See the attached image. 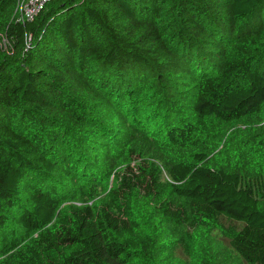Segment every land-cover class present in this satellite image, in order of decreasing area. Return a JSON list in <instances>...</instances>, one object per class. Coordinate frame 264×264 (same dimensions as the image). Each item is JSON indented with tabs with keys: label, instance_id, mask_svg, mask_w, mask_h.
Masks as SVG:
<instances>
[{
	"label": "trees",
	"instance_id": "1",
	"mask_svg": "<svg viewBox=\"0 0 264 264\" xmlns=\"http://www.w3.org/2000/svg\"><path fill=\"white\" fill-rule=\"evenodd\" d=\"M19 1L0 0V264H174L143 210L168 228L223 233L199 264H264V182L202 152L191 162L148 149L107 192L97 182L114 164L97 146L117 140L148 91L169 108L188 102L193 122L167 114L157 129L178 149L264 113V0H46L30 21ZM75 179L90 183L88 199L60 208L76 197L60 181Z\"/></svg>",
	"mask_w": 264,
	"mask_h": 264
},
{
	"label": "rangeland",
	"instance_id": "2",
	"mask_svg": "<svg viewBox=\"0 0 264 264\" xmlns=\"http://www.w3.org/2000/svg\"><path fill=\"white\" fill-rule=\"evenodd\" d=\"M8 54V44L4 39H0V57L1 53ZM179 81L183 83L185 89L188 85L189 78L180 76ZM183 90V89H182ZM147 95H141L135 102L134 115L127 116L129 126L117 125L118 130L122 132H112V136L116 141L104 142L106 145H98L100 153L97 157L106 156L105 151L108 150L109 156L114 161L113 166L106 165L100 179L97 181L100 185V190L105 193L114 184V173L126 166V164L134 165L138 163L140 157L136 156L138 150L148 149V153L154 152L165 160L172 159L175 156L184 160L193 162L195 154L202 152L207 155L206 162L227 170L240 172L244 178L252 181L256 185L264 182V113L254 118L252 121H241L233 124L224 125L216 130H212L208 135H201L203 139L202 148L194 151L192 148L178 149L170 145L165 140V128L158 129V126L163 123L167 114L179 116L183 122H193L189 113L188 102L183 101L182 104L176 103L177 107L167 106L165 101L159 102L155 99L157 93L148 91ZM167 99V96H166ZM112 109L114 121L122 120L117 116ZM134 136V140L130 138ZM115 144V145H114ZM116 145H120V150H116ZM207 147V149L205 148ZM131 147L134 152L130 154ZM81 157L87 156L90 153L88 148H79ZM77 152V151H76ZM131 156H133L131 158ZM91 159H95L90 155ZM105 161L100 164L104 165ZM115 168V169H114ZM63 183L62 189L68 186L74 187L76 197H68L62 203L60 208H65L69 205H81L88 199L89 182L81 183L77 179L72 182L60 181ZM79 187V189H77ZM59 190V189H58ZM92 201H89L91 203ZM138 217L147 229L157 235V243L162 242V249H170V259L174 264H199L203 258H208L211 254L208 249L216 248L219 240L225 241L223 233L216 234L214 231L209 235L200 236L199 230L194 226L185 227L183 230L175 226L174 229L166 227L165 221L157 222L153 219L150 211L143 210L138 213ZM179 235H181L179 237ZM176 236V237H175ZM178 239H175L177 238ZM213 237H216L215 239ZM225 257H228L225 256ZM225 264H240L233 257H229Z\"/></svg>",
	"mask_w": 264,
	"mask_h": 264
},
{
	"label": "built area",
	"instance_id": "3",
	"mask_svg": "<svg viewBox=\"0 0 264 264\" xmlns=\"http://www.w3.org/2000/svg\"><path fill=\"white\" fill-rule=\"evenodd\" d=\"M46 0H28V1H19L17 3V12L19 18L24 20H32L34 16L42 10Z\"/></svg>",
	"mask_w": 264,
	"mask_h": 264
}]
</instances>
